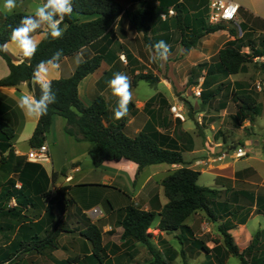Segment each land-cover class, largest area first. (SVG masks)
<instances>
[{"label":"crops","instance_id":"1","mask_svg":"<svg viewBox=\"0 0 264 264\" xmlns=\"http://www.w3.org/2000/svg\"><path fill=\"white\" fill-rule=\"evenodd\" d=\"M115 1L121 4L126 11L135 8L129 0ZM154 1L159 4L161 0ZM162 1L166 6L169 5L170 7L162 12L161 15H168L172 9L176 15L175 7L176 4H179L180 8L184 10V15L192 16V21L194 16H199L204 9L201 7L203 0ZM204 1H206L208 13L209 0ZM228 1L237 3L240 6V12L238 20L235 23H225L223 30L211 34L210 39L217 42L214 45L221 43V48L218 49V52L227 42L235 39L229 33L230 29H235L234 26L238 27L240 31L239 37L243 35L240 27L241 24L246 33L245 42L253 41L259 46L261 41L264 40V0ZM45 2H42V4ZM15 12L18 11L13 10L11 13H6L0 10V15ZM21 12L27 15H34L35 13L29 14L27 10H21ZM175 15H168L167 18L160 16V19L155 23L153 30L148 35L152 45L163 40L170 46V51L172 52H170L166 61L153 60L155 50L145 42L143 34L137 33L129 20L122 14L114 24L111 35L99 39L72 56L65 58L59 64V69L51 71L47 77L50 81L68 78L73 75L77 66L86 57L102 54L104 60L101 67L80 83L79 96L83 104L89 106L95 96L102 95L108 104L110 110L109 119L112 122L119 121L113 115V109L117 107L118 98L113 96L107 82L116 72L124 74L128 72L131 84H134L138 80L137 76L153 72L151 74L158 78V85H163L160 82L162 79L160 76L161 67L158 64L164 63L167 73L175 82H178L179 79L181 80L182 77L187 81L189 75V79H193V82L199 79L202 86L201 89L204 90L205 99L209 98L211 92H216L215 97L208 99L206 102H203L202 97H199L202 101L201 103L198 102L199 99H194L190 103L191 110H189L188 106H183L181 108L183 112L179 113V118L173 119L169 115L172 103L168 95L157 91L147 98L139 99L136 98L133 92L138 83H135L131 88L133 93L132 101L128 106L127 115L122 118L126 121L128 135L136 136L147 128L149 124H152L160 133L169 137L167 142H175L184 151V164L179 165L157 164L140 169L134 162L121 160L119 162H105L101 167L96 168L89 156V151L93 144L86 141L78 142L74 137L68 135L65 132L66 119L62 116L54 115L51 130L47 134L44 143L49 148V162L40 165L43 166L49 176L52 173L58 174V188L70 187L68 197L71 194L73 203L69 204L66 213H60L56 208L52 211L56 215V220L62 219L64 221V231L61 232L59 237L61 235L72 234L77 229H80L78 236L80 238V249L77 253L78 255L75 257L91 256L92 249L90 242L82 236L81 232L85 230L88 224H98L101 227L103 243L107 248V254L110 258L123 254L129 257V260L126 259V263L130 260L137 261L140 256L138 253L140 244L125 243L121 240L123 229L117 225V217L114 212L129 204H133L142 210L156 213L158 221L155 224L153 223V227L149 230L152 232V240L168 242L169 235H174L177 239L180 231L166 234L160 232L157 227L160 222L159 213L168 203L161 183L170 173L182 167L199 171L201 176L209 173L213 177L210 187L219 190L221 192L219 201L227 204V207L219 208L218 214L221 218L218 220V224L222 226L226 222L232 221L234 228L229 232L233 237L235 236L234 231L238 227H243L246 233L243 237H249L250 239L258 231L264 230L262 223H259L261 228L256 230L254 234L247 232V225L253 219L259 216L264 218V215L257 213L256 204L257 200H264V153H254L252 149L246 148V145L255 144L264 151V138H261L259 141H253V138L257 135V120L264 114V94L263 99L261 98L263 105L261 116L255 117L253 122L250 120L251 116L240 122H235L234 120V117H237L239 112L238 103L235 101L236 97L244 90L253 91L254 93H258L257 90H259L264 93V82L262 84L260 81H256L255 84L248 82L251 77L249 68L246 73H239L229 77L216 73L215 71L218 69L216 66V55L218 52L213 56L204 58L202 62L195 59L196 57L193 55V52L200 45V42L189 53L183 56L184 48L181 45L180 33L173 21ZM90 19L89 17H81L82 21ZM46 30L47 27L42 25L41 28L31 34L37 44L44 38ZM7 44L8 50L5 52L12 58L14 64L19 65L27 59L14 43L9 42ZM244 51L246 53L250 52L248 48H245ZM177 53H180L179 57L174 56ZM78 54L81 57L79 63L77 62ZM123 56L126 57L125 65L120 61ZM154 63L157 65V70H154L151 65H154ZM142 70L144 71L142 72ZM9 73L10 70L6 61L0 56V80L6 78ZM205 81L206 83L203 85ZM236 83H241L242 86L239 87ZM254 86H256V89ZM165 89L171 91L166 87ZM23 96L35 97L34 91L29 87V82H23L18 87H0V106L5 107L3 117L15 131V138L13 140L14 153L16 157L26 158L32 149L29 141L40 117L29 116L18 107V100ZM225 122L228 123V127L231 122L232 126L235 127L249 123L254 129L255 135L253 138H246L242 144L243 146H240V141L230 145L229 141L231 139L216 137L217 130L222 128ZM193 123L200 124L203 135L199 136L197 134L198 128ZM56 132H58V136ZM22 141L26 144L23 148H21ZM237 146L243 147L248 154L244 158L231 159L230 157L235 153L234 150ZM229 151L234 152L233 154H229ZM224 155L226 157H223ZM164 165H167V167H164ZM148 168H153L150 173L147 172ZM63 170L64 174H61ZM57 187L51 186L53 191L52 196L56 195L55 189ZM78 187H83V191L87 193L80 194L76 200L72 196V193ZM47 205L48 203H46ZM84 206H87V210L82 211V209H85L83 208ZM110 207H112V212L110 211ZM94 209H99L101 214L94 217L91 214ZM231 211L239 212L236 220L235 217L230 216ZM79 212L80 214L82 213L83 217H80ZM249 212L250 214L246 223L240 224L242 216H246ZM44 213L43 211L41 214ZM198 214L200 212L196 215ZM196 215H193L186 222L193 232V235L188 234V238L191 240L193 238L199 239L197 232L199 233L200 230L196 222L192 220ZM204 225L206 223L201 224L200 227L202 226L203 228ZM180 247V249L175 247L173 249L178 253H181V251L186 252V257L191 254L198 255L201 252L195 247L189 248L182 245ZM71 249L73 252H76L75 245ZM163 252L171 253L168 249H165ZM146 261L149 264L152 262L151 259H146ZM71 264L98 263L94 259L84 257L77 263L72 262Z\"/></svg>","mask_w":264,"mask_h":264},{"label":"trees","instance_id":"2","mask_svg":"<svg viewBox=\"0 0 264 264\" xmlns=\"http://www.w3.org/2000/svg\"><path fill=\"white\" fill-rule=\"evenodd\" d=\"M129 1L135 8L126 11L115 0H72L73 13L71 16H65L64 22L60 24L61 29L65 28V24L67 25L63 36L53 39L47 29L35 55L29 58V63L16 65L5 51H0V56L6 61L10 70L9 75L0 80V87H18L23 82L29 81V87L33 91V72L38 64L50 60L57 50H62L60 64L65 58L84 47L108 37L122 14L137 33L143 34L145 42L153 48L148 35L161 13L170 6H166L162 0L159 4L154 0ZM205 2L203 0L202 13L194 16L193 21L192 16L184 15V10L176 4L173 21L180 33L184 54L195 48L202 38L225 28L224 24H206ZM24 16L27 14L23 12L0 15V45L11 42L12 29L19 26ZM81 17L91 19L82 21ZM240 27L243 35L238 37V31L230 29V35L235 39L227 42L216 55L218 69L215 72L225 77L246 73L249 64L256 58H264V40L259 46L253 41L245 42L246 33L242 24ZM245 48L250 52H244ZM103 60L102 54L88 56L77 66L73 75L51 81L56 102L49 106L46 115L39 118L29 141L31 148L41 147L45 143L53 124V117L59 115L67 121L65 132L68 135L78 142L86 141L93 144L89 156L96 168L101 167L105 162L121 160L134 162L140 169L157 164H184V151L175 142H167L169 137L160 133L152 124L138 135L130 136L127 133L125 119L110 121V110L102 95L95 96L89 106L83 104L79 96V85L101 67ZM139 79L152 85L158 82V78L152 74H142ZM205 83L206 81L203 85ZM195 84L196 82L189 81V85ZM236 84L242 86L241 83ZM215 95L216 92H211L209 98L205 99L202 90L201 97L203 102H206ZM261 98L257 92L248 90L241 92L235 99L239 109L237 117H234L235 122L246 120L249 116L253 122L255 117L261 116L263 109ZM4 111L5 107L0 106V162L7 170L17 174V177H12L5 183L0 182V231L6 233L5 237L9 241L5 247H0V264H11L19 254L42 255L46 250L58 249V237L64 231V221L56 220L52 210L56 208L60 213H66L69 204L73 201L68 197L70 187H57L56 195L52 196L51 186L57 180V173L49 176L42 165L29 162L24 157H16L13 149L15 131L4 119ZM61 174H64V170ZM200 176L199 171L182 167L163 179L161 184L168 203L159 213L158 230L166 234L180 231L177 239L182 246L204 251L207 256H214L218 264H225L231 256L238 258L241 264H264V230L258 231L244 250L238 247L229 232L234 228L232 221L220 226L223 245L215 243L213 248H209L204 241L188 238L189 233L193 235L192 229L186 224L189 218L204 212L207 219L215 223L221 218L218 214L219 208L227 207L225 202L219 201L221 197L219 190L197 184ZM17 183L21 184L20 188L17 187ZM13 200L16 205L10 206ZM256 204L257 213L264 215V200H257ZM110 208L112 210V207ZM43 211L45 213L41 214ZM114 212L117 225L123 229L121 240L125 243H139L145 246L152 257L151 264H171L180 256L186 258L184 251L178 253L170 247L168 250L171 253L168 254L160 252L155 247L151 239L152 235L148 233L153 227L155 212L142 210L133 204ZM250 212L242 216L240 224L246 223ZM32 213L35 215L32 216ZM238 213L231 211L230 216L236 218ZM81 234L90 242L91 256H77L63 261L62 264L77 263L84 257L94 259L98 264H105L109 255L103 243L101 227L98 224H88ZM248 255L252 257L248 259Z\"/></svg>","mask_w":264,"mask_h":264},{"label":"rangeland","instance_id":"3","mask_svg":"<svg viewBox=\"0 0 264 264\" xmlns=\"http://www.w3.org/2000/svg\"><path fill=\"white\" fill-rule=\"evenodd\" d=\"M44 1H46V0H17L18 6L14 10H17L18 12H21V10H27L29 12V14H32L33 12H35V10L38 6L42 5V2H44ZM3 5H4V0H0V8H1L0 10H2V12H5L3 9ZM11 12H8V13H11ZM206 24L210 25L208 20H207V17H206ZM234 27L239 32L238 33V37H239L240 31H239L238 27H236V26H234ZM210 37H211V34L202 38L200 41V45L197 46L196 50L193 52V55H195V57H196L195 59H198L199 62H202L203 59L206 57H210V56L215 55L218 52V49L221 48V45H220L221 43L219 45H214L215 43L217 44V42H214L213 40H211ZM212 45H214V46H212ZM179 55H180V53L174 54V56H176V57H179ZM182 55L185 56V54H182ZM123 58L126 59L125 56ZM120 61L122 62V64H124L122 57H121ZM151 65H152L154 70H157L156 63H154V65L153 64H151ZM158 65L161 67L160 68L161 69L160 76L162 79L160 82L163 85H158L159 81L156 84L152 85L145 80H140L139 76H137L138 80L135 83H138V84L133 91L135 93L136 98H139V99L147 98L150 95H153L154 93H156L157 91H161L163 94L168 95V97L171 99L172 105L169 109L170 110L169 115L173 119L179 118L178 115H179V113L183 112V109H181L183 106H186V107L188 106L189 110H191L190 109V105H191L190 103L194 99H199L198 100L199 103L202 102L200 100V98L195 94L197 89L202 90L201 89L202 86L200 84L199 79L194 81V82H196V85H189L190 75H189L187 81L184 80V77H182L181 80L179 79L178 82H175L174 79L167 73V70L165 69V64L159 63ZM248 68L250 69V72H251V77H250L248 82H252V84H255L256 81H260L262 84L264 82V60H263V58H256L253 61V63L249 64ZM143 71L144 70H142V72ZM151 73H153V72H150V74ZM126 75L128 76V72ZM177 79H178V76H177ZM134 81H135V79H134ZM134 84H131V88L134 86ZM165 87L171 91H167L165 89ZM254 87L256 89V86H254ZM257 91L263 99V94H264L263 91H259V90H257ZM186 94H188V96H186ZM193 125H195V127L198 128L197 134L199 136L203 135L202 127L200 126V124L198 123V125H197V124L193 123ZM256 128H257L256 129L257 135L253 138V136L255 135L254 129L250 126L249 123L248 124L244 123L242 125H239L238 127H235V126H232V122H231L230 126L228 127V123L225 122V125L222 128H220L219 130H217L216 137H219V138L226 137V138L231 139L229 141L230 145L232 143L240 141V143H241L240 146H243L242 144L246 138H253V141H259L261 138H264V114L262 117H260L257 120ZM56 135L57 136L59 135L58 132H56ZM24 145H26V144H24L22 141L21 148H23ZM237 148H239V147L237 146L235 148L234 154H233L234 151H231V152L229 151V154H233V156L230 157L231 159H236V158L239 159V158H244L247 156L246 155L243 157H238L236 155ZM246 148L252 149L254 151V153H257V152H261V153L263 152L264 153L262 148H258L255 144L254 145H246ZM223 157H226V155H224ZM46 166L49 168L48 165H46ZM164 167H167V165H164ZM151 169H153V168H148L147 172L150 173ZM49 170H51V169L49 168ZM12 177L16 178L17 174H15L12 171L7 170L5 168V166H3L0 162V182L5 183L8 181V179H10ZM212 180H213V177L209 173H206L199 178L197 184L199 186H202V187L211 188L210 185H211ZM58 185H59L58 180H56L53 184V187H57ZM211 189H213V188H211ZM83 193H87V192L83 191V187H78L72 193V196L77 200V196H79L80 194H83ZM70 195H69V198L73 201V199L71 198ZM89 200H91V199H89ZM71 203H73V202H71ZM10 206H13V201L10 203ZM83 208H85V209H82V211L87 210V206H84ZM110 211H111V209H110ZM80 212H79L80 217H83V215H81L82 213L80 214ZM29 214H31V213H29ZM91 214H92V212H91ZM34 215H35V213H32V216H34ZM192 220L194 222H196V224L198 225L197 227L200 230L199 233L197 232V237L201 241H204L207 247L213 248L215 246V243H220L223 245L224 240H223V236L220 232V226H219L218 222L212 223L211 221H209V219H207L206 214L204 212H200V214L196 215V217ZM235 220H236V218H235ZM157 221H158V217L155 218L154 224ZM203 223H206V225H204V227L202 228V226L200 227V225ZM259 223H262V226H264V218L263 217L259 216V217H256L255 219H253L247 225V232L254 234V232L256 230L261 228L259 226ZM79 231H80V229H77V231H74V233H72V234H68V235H64V236L61 235L58 238V241H59L58 242V249L46 250L42 255L19 254L14 259V262H12L11 264H62L63 261H65L67 259H71V258L75 257L76 255H78L77 253L79 252V249H80V244H79L80 238L78 237ZM15 233L11 236V239L14 237ZM148 233H150L152 235V232L148 231ZM234 234H235L234 240H235V243L238 245V247H240L241 250L246 249V247L250 244L252 239H250L249 237H247V238L243 237L244 234H246L244 228L238 227L234 231ZM5 235H6L5 232L0 231V247H5V245H7V243H9V241H7V238L5 237ZM118 240H119V238H118ZM152 241H154L153 244L155 245V247L159 251H162V253L165 249H169L170 247L171 248L175 247L177 249L181 248L179 241L176 239V236H174V235H169L168 242L167 241L162 242L161 240H159L158 242L155 240H152ZM73 244L76 247V252H73L71 249L74 246ZM138 253L140 254V256L138 257L137 261L136 260L135 261L130 260L128 263H126V259L129 260V257H126L125 255L122 254L120 256L113 257V258L109 257L108 261H106L105 264H149V263H147L146 259L152 260V257L148 253L147 248L141 244L139 245ZM247 257H248V259H250L252 257V255H248ZM171 264H218V263H217V260L214 258V256L209 257V256H207V254L204 251H201V252H199L198 255L191 254L190 256H188L186 258L179 257L176 261L171 262ZM225 264H241V263H240V260L238 258L231 256L225 262Z\"/></svg>","mask_w":264,"mask_h":264},{"label":"clouds","instance_id":"4","mask_svg":"<svg viewBox=\"0 0 264 264\" xmlns=\"http://www.w3.org/2000/svg\"><path fill=\"white\" fill-rule=\"evenodd\" d=\"M18 6L17 0H4L3 9L6 13L13 11ZM73 13L72 0H46L45 3L38 6L34 15H27L21 18L19 26L12 29L11 42L23 53L25 58H31L35 55L38 44L32 37L37 29L42 25L46 26L48 33L53 39H59L64 31L60 24L64 22L65 16H71ZM155 54L153 60L166 61L170 54V46L163 40L153 45ZM8 44L0 45V51H7ZM62 56V50H57L53 57L48 61H42L37 65L33 72V82L39 86V98L34 96H23L18 100V107L29 116L41 117L47 114L50 105L55 104L56 94L52 90L51 81L47 79L51 71L59 69V60ZM81 57L77 55V62ZM113 96L118 98L117 107L113 109L114 118L122 119L128 113V106L132 101V90L130 78L121 72H116L107 82Z\"/></svg>","mask_w":264,"mask_h":264},{"label":"built area","instance_id":"5","mask_svg":"<svg viewBox=\"0 0 264 264\" xmlns=\"http://www.w3.org/2000/svg\"><path fill=\"white\" fill-rule=\"evenodd\" d=\"M240 12V6L232 1L228 0H209L208 3V13L207 20L210 25H219L224 23H235L238 20V15ZM168 15H175V11L172 9L169 11ZM167 14L161 15L163 18L168 17ZM124 57V56H123ZM122 57L123 62L126 63V59ZM198 97H201L202 90L197 89L195 93ZM180 115H178L179 117ZM236 155L238 157H243L247 155V152L239 147L236 150ZM27 160L32 163L44 164L49 162V148L46 144H43L41 147L32 148L26 156ZM17 187L20 188L21 184H17ZM16 203L13 200V206ZM101 214L99 209H94L92 215L97 217Z\"/></svg>","mask_w":264,"mask_h":264},{"label":"water","instance_id":"6","mask_svg":"<svg viewBox=\"0 0 264 264\" xmlns=\"http://www.w3.org/2000/svg\"><path fill=\"white\" fill-rule=\"evenodd\" d=\"M29 61H30V59L27 58L24 62H25V63H29ZM27 82H29V81H27ZM33 91H34L35 96L39 98V95H40V89H39V86H38V85H35V84H34ZM50 106H51V105H50Z\"/></svg>","mask_w":264,"mask_h":264}]
</instances>
